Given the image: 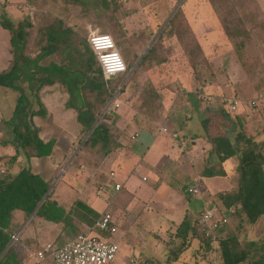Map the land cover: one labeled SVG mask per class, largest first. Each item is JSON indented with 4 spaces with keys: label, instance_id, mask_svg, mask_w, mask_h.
<instances>
[{
    "label": "rangeland",
    "instance_id": "374dc122",
    "mask_svg": "<svg viewBox=\"0 0 264 264\" xmlns=\"http://www.w3.org/2000/svg\"><path fill=\"white\" fill-rule=\"evenodd\" d=\"M231 1L233 5L230 4L228 7L220 6V8L217 7V9H214L212 5L213 1L211 0H114L113 8L107 13L101 0H83L82 4L76 6L69 4L65 5V3H69L66 0H1L0 56H2L1 48H3L1 43L5 41L7 33L10 34L11 32L5 24H7V26L12 23L16 24L19 19L28 21L32 19L35 23L34 27L37 28L40 23L47 24L49 22L43 20L45 16L57 15L75 31L76 42H87L90 35L97 34L98 32L101 33L102 30L109 31V34L113 36L115 41L118 38V48L128 65V71L124 75L110 81L109 87L113 89L112 92L114 93L109 100L115 99L117 95H121V97H123L122 99H125L124 101L129 102V106H133V103L137 101L138 104H135V106L137 105L138 107L142 105L143 99L147 98V94L150 93V90L155 88L163 89L164 87L166 92L165 106L166 109L170 111V116L172 117L171 121L175 124V127L173 125H171L172 127H170V125L167 126L170 133H173L174 130L185 131L189 127L183 122V120H185L184 114H182L184 111V104L186 103L185 98L191 95L192 101H196V105L200 106V103H198L199 101L207 100L205 96L206 92H201V90H204L203 86L205 83L206 85L214 83V87L209 89L208 93L216 95L212 103L218 107L219 113H204V120L202 119V121L199 117H196L200 119L198 120L200 123L196 126L193 125L196 123L194 119L189 121V125L192 126V129H194L195 132H206V137H209L212 143L216 141V138L221 137L225 140L228 138L236 144L237 141L235 138L237 137L234 136L232 139V135L230 134L236 128L239 129L240 132L245 130L247 133V110H250L261 115L259 116V114H257L253 117L254 120H261L259 123L261 130H259V132L260 138H264V11L259 6L257 0ZM180 11L184 14V21L186 24L183 39H178L174 29H172L170 25L172 18ZM234 15L245 24L246 28L252 34L253 43L248 47L247 51L245 50L246 56L244 60L241 59L232 41L224 32L226 27L231 25V17ZM28 29H31L32 34H34L35 29L33 27ZM145 37H149L150 39L145 40ZM160 37L163 39L160 41L159 47L161 49L159 55L161 56L158 57H161V59L166 57L167 61H163L164 64L161 65H154L148 70H140V64L145 55L159 41ZM196 43L201 46L204 58V60L197 63V65L192 64L189 58L190 49L197 51L195 47ZM39 51L40 48L36 46L33 38L27 53L33 58ZM63 59L64 57L62 55H50L39 61V67L42 68L50 65L52 62L60 64ZM20 60L22 61L23 59L20 58ZM157 62H159V60ZM84 68H87V61L84 62ZM80 81L81 79L78 82ZM87 82L88 80L85 78L84 81L80 83L79 87L81 88V93L86 90ZM9 90L11 92H9L8 95L10 96V103L12 104V94L14 93V95H16L15 92L17 91ZM89 97H93V95L90 93ZM255 98L261 99V105L252 107L251 101ZM37 100H39L38 97L33 98L30 102L34 110L39 108ZM233 100L239 101L238 109L235 111L231 109V101ZM72 101L76 103V106L72 108H75V110L80 113L81 108L85 104V100L82 102V98L77 95L76 100H74V97L70 99L71 103ZM6 103L9 104L7 101ZM39 105L41 104L39 103ZM107 106L104 105L93 127L86 131L82 130L81 134L77 137L76 145L66 159V166L61 167L62 174H66V172L69 173V167L73 169V175H71L77 178L87 177V171L91 169L95 170V174H98V172L104 174L103 170L105 169V165L101 170L98 167L92 166L91 163L81 160L78 154L81 152L80 154L89 155V153L92 152L87 147H84L85 142L95 126L103 122L104 115L108 113L109 106ZM114 110H116V108L112 106L110 111L112 112ZM9 112L10 114L12 112L11 106L8 113ZM8 113L3 111V114L6 116H8ZM21 114H24L22 108L18 116ZM196 116L201 117V115ZM236 119H239V123L235 122ZM5 137L10 138L7 130H0V139H4ZM58 138L62 141L65 139V136H60ZM177 143L178 142H176V144ZM186 143L190 145L189 148H192V144H190L191 141H189L183 143L182 149H184ZM11 146L12 145L9 144H0V151H5V154H3L4 156L8 157L12 154L11 152H14ZM60 149L61 147L59 144L57 150ZM209 153L210 149L203 152L202 156H199L200 162L203 163V169L207 163ZM77 156L78 159H76ZM212 157V162L207 164L222 167L225 170V174L213 177V180H210L209 177H205L204 182L201 179L197 181L202 190L199 194L193 195L188 192V188H190L188 186L195 183L193 180L186 179L188 184L182 185L181 182H175L169 177L166 182V187L160 191L159 197H152V199L149 198L148 200L146 198L145 201L139 200L137 195L133 197L134 200L132 205L136 204V202L138 203L136 205V211L138 212L134 218L135 223L132 222V228L134 227V231L137 235L141 232L142 236H145L146 232L143 230L144 228L148 231V229H162L167 226V214L172 213L170 211L173 209L172 203L181 202L177 194L179 186L183 188L182 190L186 189V191H183L181 194L179 191L181 197L186 198V200H193L192 207L188 210V216L192 220L196 219L203 209L219 205L218 193L221 190L231 189L237 184L238 172L236 166L238 157L227 158L226 161L224 160L225 162L220 159L216 153H213ZM196 165L197 163L195 166ZM195 173L196 167H194L193 171V174ZM198 175L195 176L197 177ZM136 178L138 177L136 176ZM53 180H51V182ZM197 210L200 211L198 212ZM110 212L114 213L112 210ZM119 225L120 228L125 231L129 226L127 223H123L122 220L119 221ZM227 226L235 232L240 239L245 237L250 239H264V216L260 217L255 223H250L247 219L242 221L240 217L232 213L229 216V223ZM175 227L176 225H173V229ZM148 237L151 238V236ZM198 243V247H200V241H194L193 247L183 254L177 264L219 263V256L218 252L216 254V251L208 254L205 253L203 248L202 250L197 248L196 253L192 256L191 253L193 252V248L196 247ZM215 246L217 249L218 244H215ZM139 248L140 247L136 249L137 253L139 252ZM119 251V255L121 253H127L128 249L126 244L123 243ZM190 254L192 258L189 260L186 256ZM163 258L164 255L160 253L157 255L155 261L163 260ZM201 258L205 261L203 262ZM199 259L202 262H200Z\"/></svg>",
    "mask_w": 264,
    "mask_h": 264
},
{
    "label": "trees",
    "instance_id": "16d2710c",
    "mask_svg": "<svg viewBox=\"0 0 264 264\" xmlns=\"http://www.w3.org/2000/svg\"><path fill=\"white\" fill-rule=\"evenodd\" d=\"M66 1L69 3H65V5L76 6L83 3V0ZM101 1L107 13L110 12L114 0ZM211 1H213L214 9L220 8V6L228 7L232 4L231 0ZM181 12H177L170 23L178 39H183L186 26L184 14ZM43 20L49 22L47 24L40 23L37 28L34 27L35 23L32 19L31 21L20 20L16 24L12 23L8 26L5 24L12 34L13 60L7 69L0 72V85L20 93L13 116L9 120L0 121V130L6 129L10 136V138L0 139V144L12 145L15 149L14 154L8 157L0 155V169L4 166L6 169L5 173L0 171V264H24L22 259L27 249L35 250L34 252L39 251L33 245L27 244L28 240L25 241L24 238L19 237L16 242H12V236L34 212L50 221H64L67 225L71 222V218L66 215L63 207L48 193L51 180H45L32 170L31 158L50 156L56 139L45 141L40 137L39 128L33 117L41 114V109L34 110L30 102L34 96H38V91L43 86L53 84L56 80L66 83L72 92L75 85V94L82 98V102L87 99L86 91L88 89L89 94L93 95L90 97L92 98L90 99L91 107L89 104L88 110L87 103H85L79 113V120L84 125L83 131H86L93 127L104 105L113 94V89L109 87L110 82L104 78L97 56L90 46L89 37L87 42H76L75 31L57 15H47ZM32 27L35 29L34 34L31 29H28ZM224 32L232 41L241 59L244 60L248 47L253 43L250 31L234 15L231 17V25L226 27ZM100 34H109V31L102 30ZM33 38L40 51L32 58L27 52ZM144 39L149 40L150 38L145 37ZM162 39L160 37L159 41L145 55L140 64V70L144 68L142 66L152 67V65H161L164 64L163 61H167L166 57L162 59L158 57L161 56L159 47ZM116 42L118 43V38ZM195 47L197 51L189 50V58L192 64L197 65L204 58L201 46L196 43ZM54 54L64 57L59 65L53 63L47 66L43 65L42 68L39 67L41 59ZM20 58L23 60L21 61ZM158 60L159 62H157ZM86 61L87 68H84ZM85 78L88 80L87 87L81 93L79 85ZM80 79L81 81L78 82ZM165 96L164 87L163 89L150 90L140 107L145 114L160 119ZM73 97L74 95L71 96V98ZM21 108L24 114L18 116ZM110 116V112L104 115L103 122L97 124L87 138L84 147L92 152L89 155L80 154L81 152L78 154L81 160L89 162L101 170L112 156L127 151L126 146L121 142V134L114 133L109 127ZM235 122L239 123V120ZM236 137V144L228 138L227 140L221 137L216 138L207 157V163L210 162L209 158H212L213 153L218 154L223 161L230 157H238L237 184L231 189L218 193L219 205L216 206L221 214L227 209H234L232 213L240 217L242 221L247 219L250 223H255L264 216V140L258 141L253 136L246 135L245 130L238 131ZM207 163L203 169L204 176L215 177L225 174L222 167ZM17 164L21 165V168L15 173L13 168ZM215 237L218 241L217 249L213 243ZM215 237L207 236L197 217L194 220H191L189 216L185 217L178 226L169 229L165 236L159 237L165 245V264H177L195 240L200 241L198 248L201 250L203 248L205 253L216 251L217 254L218 252V264H264V239L247 237L240 239L227 224L215 234ZM201 260L205 261L202 258ZM201 260L200 262H202ZM146 264H161V262H147Z\"/></svg>",
    "mask_w": 264,
    "mask_h": 264
},
{
    "label": "crops",
    "instance_id": "0c3cea01",
    "mask_svg": "<svg viewBox=\"0 0 264 264\" xmlns=\"http://www.w3.org/2000/svg\"><path fill=\"white\" fill-rule=\"evenodd\" d=\"M257 2L264 11V0H257ZM6 36L5 41L1 43L3 48H1L0 72L7 69L13 60L11 32L10 34L7 33ZM54 64L59 65L57 62ZM142 67H144L143 70L151 68L149 65H146L147 68L145 66ZM51 70L53 71V67ZM124 74L110 79H106L103 76L106 81L110 82ZM213 84L206 85L205 83L203 86L204 90H201V92H206L207 100L199 101L200 106L196 105V101H192L191 95L185 98V112L183 111L182 113L185 120L183 122L189 127L185 131L174 130L173 133H170L167 126L170 125L172 127L171 125H173L175 127V124L171 121L170 111L166 109V98L164 99V108L160 113L161 117L157 119L145 114L140 106H135V104H138L137 101L133 103V106H129V102L124 101L125 99H122L121 95H117L116 101L119 105H112L116 108L112 112L109 109L111 120L108 124L114 133L121 134V142L126 146L127 151H122L112 156L105 164L104 174H100V172L95 174V170L91 169L87 171V177L83 178L73 177V169L70 167L68 169L69 173H61V167L66 166V159L75 147L76 139L84 128V125L79 120V113L75 108H72L76 106L75 101L70 102L73 95L74 100L77 99V94H75L76 86L74 85L73 92L66 86V83L59 80H56L53 84L43 86L38 91V96H34V98H39L37 100L39 106L37 110L41 109V114L35 115L33 119L39 128L40 137L45 141L55 138L56 143L50 156L31 158V167L33 172L39 174L45 180L54 179L51 182L48 193L53 200H56L63 207L66 215L71 218V222L67 225L64 221H50L34 212L18 230L21 232L20 237L26 239L25 241L28 240L27 244L33 245L40 251L48 243L62 245L78 234H86L91 237H101V239L116 241L119 243L120 248L123 243L126 244L128 252L118 254L117 260L113 264H146L147 262L165 264V245L160 241L159 237L164 236L169 229H173V225L178 226L188 216V210L192 207L193 200L182 198L180 194L186 189L182 190L183 188L179 186L177 194L181 202L172 203L173 209L170 210L172 213L167 214V226L162 229H148V231L144 228L146 235L142 236L141 232L137 235L134 227L132 228V222L135 223L134 218L138 212L136 211L138 203L136 202V204L132 205L133 197L137 195L141 201H145L146 198L148 200L149 198L152 199V197H159L160 191L165 189L169 177L175 182H181L182 185L188 184L187 180H193L195 183L188 187L196 185L202 191L197 181L201 179L204 182L206 176L203 175V163L200 162L199 156H202L203 152L208 149L211 151L213 145L212 140L206 137V132H195L192 126L189 125V121L194 119L196 123L193 125L196 126L200 123L198 120H204V113H219L218 107L212 103L216 95L208 93L209 89L214 87ZM9 89L0 85V121L9 120L13 116L20 93L17 91L18 93L15 92L16 95L12 94L13 102L11 104L10 96L8 95L11 92ZM90 99L89 90L87 89V99L85 100L87 102L85 103H87L88 110L89 104L90 107L92 104ZM108 104H110V100L109 103H106V106ZM10 106L11 114L10 112L8 113ZM3 111L7 112L8 116L4 115ZM257 114L259 113L247 110L248 131L246 135L262 141L264 138H260L259 132L261 130L259 126L261 120H254L253 117ZM196 115H201V117ZM259 116L261 115L259 114ZM238 120L236 119V121ZM238 131L239 129L233 131L232 139L237 136ZM60 136H65V139L61 141L58 138ZM189 141H191L192 148H189L190 145L186 143L184 149H182L183 143ZM176 142L178 143L176 144ZM59 144L61 149L57 150ZM13 150L15 152L14 147ZM4 152L0 151V155L5 154ZM14 152L11 153L14 154ZM212 158H209L210 162H212ZM196 163L197 165L195 166ZM194 167H196L195 174H193ZM20 168L21 165H15L13 172H18ZM112 171L115 172L114 179L110 178ZM195 175L198 176L196 177ZM209 178L210 180L214 179L213 177ZM116 183L122 184L123 188L117 190L115 187ZM111 210L114 212L112 214L116 219L117 227V231L112 235L101 231L97 225L102 214ZM121 220L129 225L126 231L120 228L119 221ZM148 236H151V238ZM198 246L199 243L193 248L192 256L196 253ZM138 247L140 248L137 253L136 249ZM191 247H193V244ZM34 251L27 249L26 253L24 252L22 259L24 264H53L52 257L47 256L45 259L40 260L38 252ZM160 253L164 255L163 260L155 261ZM191 254L187 255L186 258L190 260L192 258Z\"/></svg>",
    "mask_w": 264,
    "mask_h": 264
},
{
    "label": "built area",
    "instance_id": "2783aa9c",
    "mask_svg": "<svg viewBox=\"0 0 264 264\" xmlns=\"http://www.w3.org/2000/svg\"><path fill=\"white\" fill-rule=\"evenodd\" d=\"M108 35L112 38V42L114 47H105L103 49H98L94 44L91 43L93 38H98ZM89 43L93 51L97 56V60L101 66L103 75L106 79H110L120 74H124L128 71L127 62L118 48L117 42L110 34H95V37L92 35L89 36ZM113 53H118L120 60L123 63V69L119 71H115L112 73H108L105 68L102 66L101 57L110 56ZM111 63H115L114 61ZM261 99L255 98L251 101V106L256 107L261 105ZM231 109H238V100L231 101ZM119 105L115 99L110 100V104L108 105V111L112 105ZM264 106V102H263ZM2 173L6 172V169L2 167L0 169ZM110 177H115V172L112 171L110 173ZM117 190L122 188V184L116 183L115 185ZM188 192L193 195L199 194L200 190L196 186H192L188 188ZM229 213H228V211ZM222 214L219 212L217 206H213L210 208L203 209L199 215L198 220L199 223L204 227V230L207 233V236L215 237V234L219 232L226 224L229 223V216L232 209H227ZM98 227L101 231L114 234L117 231L116 227V219L114 215L110 211H106L102 214L101 218L97 223ZM21 232L18 231L12 236V242H16L20 237ZM215 244H218L217 238L214 240ZM120 249V245L116 241L105 240L101 238L91 237L86 234H78L73 239L67 241L62 245H56L54 243H48L42 247V250L38 251V258L45 259L47 256L53 258V264H113L117 258L118 252Z\"/></svg>",
    "mask_w": 264,
    "mask_h": 264
},
{
    "label": "clouds",
    "instance_id": "9594fccd",
    "mask_svg": "<svg viewBox=\"0 0 264 264\" xmlns=\"http://www.w3.org/2000/svg\"><path fill=\"white\" fill-rule=\"evenodd\" d=\"M95 37V34H93ZM91 43L94 44L98 49H103L105 47H114V44L112 42V38L108 35L93 38L91 40ZM102 66L105 68V70L108 73H112L115 71H119L123 69V63L119 58L118 53H113L110 56L101 57ZM115 63H111V62Z\"/></svg>",
    "mask_w": 264,
    "mask_h": 264
}]
</instances>
